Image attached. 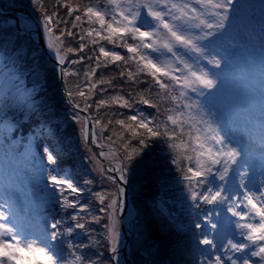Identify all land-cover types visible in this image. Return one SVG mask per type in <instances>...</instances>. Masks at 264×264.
I'll return each mask as SVG.
<instances>
[{
  "label": "snow or ice",
  "instance_id": "obj_1",
  "mask_svg": "<svg viewBox=\"0 0 264 264\" xmlns=\"http://www.w3.org/2000/svg\"><path fill=\"white\" fill-rule=\"evenodd\" d=\"M29 2L40 5L42 19L34 23L37 18L21 15L4 21L16 33L14 38L0 35L2 68L24 59L18 55L23 38L31 40L33 31L39 34L43 29L46 54L60 69L61 79L68 74L78 75L67 72L69 65L78 63L68 54L82 52L87 36L91 45L98 48V55L88 57L95 60V65L85 74L86 78L94 76L102 66H115L119 78L147 84L150 94L155 87L154 95L169 105L161 113L157 104L143 96L134 103L119 95L110 98L132 114L115 120L122 132H113L107 141L114 144L113 135L121 141L117 153L110 154L116 162L110 161L107 169H101L104 175L96 178L115 185L114 192L95 193L101 207L99 214L90 218L91 223H98L101 216L106 217L102 225L106 236L101 239L106 241L109 264H120V250L124 247L122 225L126 219L134 230L141 229L139 213L127 211L129 174L156 147L178 173L173 179L182 186L187 212L186 222L179 225L180 233L187 239L183 247L177 246L178 258H173V264H251L252 257H259L260 264H264V120L254 122L246 130L258 128L254 143H249L243 134L237 136L231 121L215 102L228 60L226 49L230 41L223 38L239 17L240 0H92L88 5L76 6L56 0L50 14L41 0ZM60 7L67 9L69 17L79 13L74 16L72 28L78 29L82 42L77 49L66 52L60 39L65 29H60V24L68 21L58 18ZM54 20L60 36L53 35ZM76 22L86 23L87 31L78 28ZM67 36L77 38L71 30ZM84 59L79 57V61ZM142 76L148 79L141 80ZM26 79L22 72L10 74L8 83L14 91H0V159L6 156L12 164V171L0 182V264H85L83 249L90 244L77 246L72 242L80 235L77 230L85 229L79 221L90 211L91 201L84 203L81 197L86 192L91 194L89 185L93 180L60 169L59 153L49 143L41 142L39 151L33 150L34 139L55 137L59 128L50 124L47 116L43 121L35 119L44 112L52 113L46 102L36 103L35 87L29 89ZM112 79L115 77L98 83L111 85ZM86 86L96 88L95 83ZM106 91L100 88L101 94ZM65 95L71 99L74 93L68 90ZM75 95L84 98L85 92L79 90ZM108 104V100H99L96 109ZM136 104L156 112L146 114ZM72 107L73 122L87 121L81 129L83 140H95L100 119L80 115L87 113L91 105L85 101L83 108L79 103ZM111 123L109 120L103 128ZM13 131L19 134L23 151L17 147V140L11 139L9 134ZM99 155L103 157L105 153ZM25 170L31 171L34 181L42 182L38 193L43 195L36 196L34 205H25L18 195V178ZM49 203L64 215H41ZM69 208L73 209L71 214L66 211ZM171 223L166 220V225ZM77 247L80 256L73 252ZM88 264H100V260L90 258Z\"/></svg>",
  "mask_w": 264,
  "mask_h": 264
},
{
  "label": "trees",
  "instance_id": "obj_2",
  "mask_svg": "<svg viewBox=\"0 0 264 264\" xmlns=\"http://www.w3.org/2000/svg\"><path fill=\"white\" fill-rule=\"evenodd\" d=\"M14 1H16V5L23 4L29 7L35 16L42 19L40 5H34L30 3L29 0ZM62 2L71 3L73 6L88 5L91 3L90 0H62ZM41 4L50 14L55 10L56 0H41ZM77 14L79 13H74L73 16L69 17L66 8L60 7L58 9V18L62 21L65 19L68 21L66 25L63 23L60 24V29H65L64 36H60V31L55 26V20L52 22L53 34L55 36H60V39L63 41V49L65 52L69 48L77 49L82 42L78 38V29L72 28L74 16ZM83 19L82 16V20ZM76 23L78 24V28L82 31H87L88 25L86 23L83 25H80L79 22ZM8 27L11 26L0 22V35L5 38H13L16 29ZM68 30H71L74 35H77V38L73 39L68 37ZM83 43L87 46L82 52L68 54L70 58L76 59L78 63L69 65L67 72H75L78 73V75L68 74L65 75V79L68 90H71L74 93L72 99L76 103L81 104L82 107L85 106V101L87 104L91 105V107L88 108V112L93 120L96 118L100 119L101 123L100 125H97V130L101 133L104 139L107 140V137L112 135L113 132L121 133V127L115 124V120L125 119L132 114L128 109H123L116 103L112 102L110 98L113 96H122L124 99L128 100L129 103L138 102L141 99V96H143L144 98L150 99L152 103L157 104L161 113L165 108L169 107L168 104L164 103L159 97L154 95L157 91L155 87L152 88V94H150L146 91L148 88L147 84H133L131 82H126L124 79L119 78L115 66H109L106 69L102 66L95 71L94 76L86 78L85 74L90 73L95 65V60H89L88 57H95L98 55V48H94L91 45L87 36L84 37ZM22 45L23 47L18 55L25 57L24 59L17 61L16 65L13 66L17 67L16 70L18 72H27L26 83L29 89L35 87L33 95L37 96L36 103L40 104L46 102L51 109V115H49L48 112H44L41 115H37L35 119L43 121L47 116L50 124L57 125L59 128V131L55 136L60 141V148H56V151L59 153V168L72 171L74 174H78L79 177L93 180V184L89 185L91 194L86 192L81 197V200L84 203L91 201L90 211L84 213L83 219L79 221L85 224V229L77 230L80 235L77 236L76 240L72 243L77 246L81 243L85 245L90 244L89 247L83 249L85 264H88L90 258L99 259L100 264H109L110 257L107 251L106 241L101 239L102 236H106L102 227V225L106 223V217L101 216L98 223H91L90 218L98 215L99 208L101 207L97 202L95 193L100 192L102 189H109L111 186L108 187V185H103V183L107 182L103 179H96L97 177H102V174L97 170L94 156L84 143L81 134L83 123L73 122L70 118L74 109L67 103L61 92L60 82L53 63L49 61L43 54L42 50L35 46L28 38H23ZM33 56L36 57L35 60L32 59ZM80 56H84L85 59L79 61ZM14 58L15 57H13V59ZM11 65L12 63L9 62L8 68ZM34 65H38L39 67L30 69V66L32 67ZM121 70L126 71V67L121 66ZM1 73L0 70V75ZM30 73L32 75H30ZM36 76L38 77L35 78ZM113 77H115V79H112L111 85L108 83L102 85L98 83L101 79L108 80ZM146 79L148 78L141 77V80ZM90 83H95L96 88L92 89L86 86ZM100 88H104L107 91L104 94H101ZM79 90L85 92L84 98L75 95ZM129 93H131V96L128 95ZM102 99L108 100L109 104L108 106H101L99 110H97L96 104ZM136 106L145 111L146 114H155L156 112L155 109L142 104H136ZM81 117L83 116L81 115ZM109 120H111L112 123L108 125L107 129H104L103 125L107 124ZM22 123L30 122L22 121ZM31 127L37 126L31 124ZM37 129L39 131V128ZM12 134L19 135L15 131H13ZM23 135L27 136L28 132L24 131ZM123 135L126 136L127 133H123ZM113 141H115L113 145L119 149L121 141L117 139L116 135H113ZM41 142H47L54 147L51 137L34 139L33 144L36 149L35 151H39L38 145ZM89 157H93V159L89 160ZM129 175V192L138 209L140 222L144 223L147 235L145 251L139 249L136 253L144 254V252H146L152 257L154 264H170V248L175 240L174 236L178 234V231L172 224L171 226H168L169 231L161 230L156 222V213H159L165 220H169L171 215H176L178 212L179 216L183 215L185 207L176 204L175 202L176 200L184 199L182 186L178 179H173V177H178V173L174 172L172 166L166 163L164 153L161 152L159 147H156L149 152L144 162L138 165ZM66 211L71 214L73 209L69 208ZM64 218L66 221L69 219L67 215H65ZM89 233H91V236H89ZM73 252H75L77 256L82 255L78 250V247L73 248ZM97 253H100L101 255L98 256ZM136 253L134 252V255ZM71 260L72 256L69 255V261ZM77 264H79V262H77Z\"/></svg>",
  "mask_w": 264,
  "mask_h": 264
},
{
  "label": "rangeland",
  "instance_id": "obj_3",
  "mask_svg": "<svg viewBox=\"0 0 264 264\" xmlns=\"http://www.w3.org/2000/svg\"><path fill=\"white\" fill-rule=\"evenodd\" d=\"M2 1L5 5L15 6V4H13L14 2H9L7 0ZM90 2H92V0H90ZM240 5L241 11L239 17L233 20V23L229 27L228 33L225 36L228 41L236 42V44L227 45L226 53L228 60L224 65L219 90L215 94V102L231 121L237 136L240 137V135L243 134L244 139L249 143H252V138L246 136L244 129H247L248 122H250L252 126L253 119L255 122H258L259 117L264 115V11H256L252 6H248L246 0H240ZM21 15L27 17L24 12L18 11L17 16L19 17ZM38 21L40 20L38 19ZM249 39L254 41H251V43L248 41ZM38 67V65L30 66V69ZM14 68L16 69L17 67ZM13 70L6 71L2 76V80L9 77L10 74L19 75ZM22 73L24 78L27 72ZM37 77L38 76L35 78ZM84 126L85 122L83 123V127ZM53 138L54 147L59 148L60 141L56 137ZM11 139L17 140V138ZM92 142L95 147L105 153L107 158H111V155L116 154L115 146L113 144L110 145L98 130L96 131V139H92ZM5 143H7V141ZM84 143L86 144L85 141ZM20 151H23V148ZM92 154L94 153L92 152ZM94 161L97 165V170L103 176L104 173L101 169L105 168L100 164L96 157L94 158ZM112 161L114 163L116 162L115 160ZM39 162V159H37L38 164ZM10 171H12V164L5 156L3 157V162L0 163V182H2L4 175L7 176ZM103 180L107 181L106 183H103V185L111 187H109V189H102L100 192H114L115 185L106 179ZM40 183L41 182L37 183L32 179L31 171L26 170L21 172L18 178V195L25 205H34L36 203V196L43 195L42 193H38ZM107 203L108 201L106 199V204ZM59 211L61 210L58 208L54 209L51 205H47L43 212H41V215H46L48 212L57 215ZM128 211L135 213L137 212V209L135 205L132 206V204H130ZM62 213L63 212L61 211L60 214L62 215ZM229 215L231 214L229 213ZM178 217L179 216L171 215L169 220H171L175 227L179 229V225L184 223L185 220H183V218L179 220ZM156 222L161 230H169L168 225H166V220L159 213H156ZM141 231L143 234H141ZM146 238L145 226L144 223L141 222V229L134 230L131 237L130 248L132 264H149V258H152L150 255L148 258L143 253H136L139 249L145 251ZM185 242V240L177 239L172 244L170 248L172 261L170 264H173V258H178L177 246L179 245V247H183ZM134 252L136 253L135 255ZM120 264H124L122 259Z\"/></svg>",
  "mask_w": 264,
  "mask_h": 264
},
{
  "label": "water",
  "instance_id": "obj_4",
  "mask_svg": "<svg viewBox=\"0 0 264 264\" xmlns=\"http://www.w3.org/2000/svg\"><path fill=\"white\" fill-rule=\"evenodd\" d=\"M264 3V1H263ZM16 11H24L28 17H32L31 14L29 13V11L27 9L24 8H5L2 5H0V13H2L5 16H10V17H18L17 14L15 13ZM34 23H37V21L35 20ZM32 39L35 41V43L37 45H39L44 52L46 53V49L44 47V43H43V31L40 29L39 34L35 31L32 32ZM48 58L50 60L53 61V59L50 57V54H47ZM57 71H58V77H59V81L61 83V88H62V92L66 93L67 91V86H66V82L65 79L63 77V80L61 79V74H60V69L57 67ZM67 101L69 102V104L72 106L73 104H75L71 99H69L66 95H65ZM83 114V116L87 115L90 119V115L89 113H84L81 112ZM85 124H87V121H85ZM89 128H91V125H88ZM86 144L89 146V148L91 149V151L94 153L95 157L98 159V161L102 164V166L107 169L110 166V161L111 163H114L111 158H107L105 155L103 157H101L99 155V153H101V150H99L97 147H95L93 145L92 142V138L90 137L89 140L86 142ZM129 187V184H128ZM128 187H127V211H128V207L130 204H132L131 202V197L130 194L128 192ZM123 228V232H124V236H123V240H124V247L121 248L120 250V256L121 259L123 260L124 264H131V251H130V237L133 234V227L129 222H125L122 225Z\"/></svg>",
  "mask_w": 264,
  "mask_h": 264
},
{
  "label": "bare ground",
  "instance_id": "obj_5",
  "mask_svg": "<svg viewBox=\"0 0 264 264\" xmlns=\"http://www.w3.org/2000/svg\"><path fill=\"white\" fill-rule=\"evenodd\" d=\"M260 120H264V115H262L261 117H259V121ZM254 122H255V120L253 119V124H254ZM251 127L252 126H251L250 122H248L247 129H250ZM247 129H244V132H245L246 136L251 137V138H255L256 134L258 133V128H256L255 130H253L251 132L246 131ZM257 157H258V153H257ZM126 221H127V219H126ZM251 264H260L259 257H256V260H253L251 258Z\"/></svg>",
  "mask_w": 264,
  "mask_h": 264
},
{
  "label": "flooded vegetation",
  "instance_id": "obj_6",
  "mask_svg": "<svg viewBox=\"0 0 264 264\" xmlns=\"http://www.w3.org/2000/svg\"><path fill=\"white\" fill-rule=\"evenodd\" d=\"M250 4L255 5L257 7L258 10H264V6H260L259 3L257 1H252L249 0Z\"/></svg>",
  "mask_w": 264,
  "mask_h": 264
}]
</instances>
